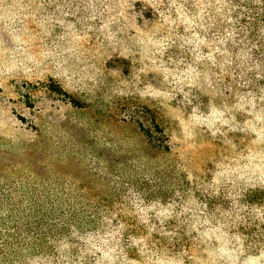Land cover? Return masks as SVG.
<instances>
[{"label": "rangeland", "instance_id": "rangeland-1", "mask_svg": "<svg viewBox=\"0 0 264 264\" xmlns=\"http://www.w3.org/2000/svg\"><path fill=\"white\" fill-rule=\"evenodd\" d=\"M14 184L100 218L24 264H264V0H0Z\"/></svg>", "mask_w": 264, "mask_h": 264}, {"label": "trees", "instance_id": "trees-1", "mask_svg": "<svg viewBox=\"0 0 264 264\" xmlns=\"http://www.w3.org/2000/svg\"><path fill=\"white\" fill-rule=\"evenodd\" d=\"M43 190L0 186V264L49 256L57 242L74 231L98 226L100 218L89 204L47 197Z\"/></svg>", "mask_w": 264, "mask_h": 264}]
</instances>
